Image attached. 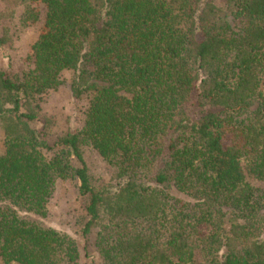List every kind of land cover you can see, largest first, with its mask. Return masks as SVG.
<instances>
[{
    "label": "trees",
    "instance_id": "trees-1",
    "mask_svg": "<svg viewBox=\"0 0 264 264\" xmlns=\"http://www.w3.org/2000/svg\"><path fill=\"white\" fill-rule=\"evenodd\" d=\"M3 2L40 32L0 68V264H264V0ZM65 72L82 123L51 140ZM59 182L73 235L43 222Z\"/></svg>",
    "mask_w": 264,
    "mask_h": 264
},
{
    "label": "rangeland",
    "instance_id": "rangeland-1",
    "mask_svg": "<svg viewBox=\"0 0 264 264\" xmlns=\"http://www.w3.org/2000/svg\"><path fill=\"white\" fill-rule=\"evenodd\" d=\"M5 10V2L0 0V30L1 27L8 26L6 29L7 41L0 47V68L9 72H16L25 66H29L30 47L40 32V27L38 24L21 27L17 22V18L12 17L10 19L1 16ZM62 80L63 83L56 90L51 91L42 103L43 113L49 123L51 132L49 137L51 140L55 139L57 134L67 129L73 130L79 128L82 123L81 111L84 100H73L68 86V72L62 74ZM36 126L41 127L42 125L36 123ZM85 155L92 174L97 178L106 179L109 175V168L98 155L92 150H86ZM80 213L81 207L76 199L74 187L70 183L59 182L55 186L51 198L50 213L44 218L43 222L72 234L70 227L73 223H76ZM86 254L82 248V262L86 263L90 260H97L96 254L92 251Z\"/></svg>",
    "mask_w": 264,
    "mask_h": 264
}]
</instances>
